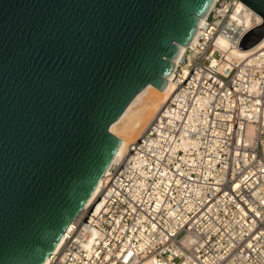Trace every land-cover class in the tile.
<instances>
[{"label": "water", "instance_id": "95a60500", "mask_svg": "<svg viewBox=\"0 0 264 264\" xmlns=\"http://www.w3.org/2000/svg\"><path fill=\"white\" fill-rule=\"evenodd\" d=\"M262 25L264 0H240ZM214 0H0V264H45L134 141Z\"/></svg>", "mask_w": 264, "mask_h": 264}, {"label": "built area", "instance_id": "2783aa9c", "mask_svg": "<svg viewBox=\"0 0 264 264\" xmlns=\"http://www.w3.org/2000/svg\"><path fill=\"white\" fill-rule=\"evenodd\" d=\"M262 23L215 2L168 102L49 264H264V45L229 58Z\"/></svg>", "mask_w": 264, "mask_h": 264}, {"label": "bare ground", "instance_id": "6f19581e", "mask_svg": "<svg viewBox=\"0 0 264 264\" xmlns=\"http://www.w3.org/2000/svg\"><path fill=\"white\" fill-rule=\"evenodd\" d=\"M216 1L217 0H214V3L211 6V9L213 8V6H214ZM211 9H210V11H211ZM238 10H241V9L239 8ZM210 11H209V13H210ZM208 14L204 18L201 19L203 21L202 24L205 22V19L208 16ZM198 34H199V30L197 31L196 35L194 36V38L192 40V43L195 42V40L198 37ZM263 45H264V39H263V41L261 43H259L257 46H255L254 48H252L250 50H247V51L237 50L235 52L230 53L229 54V58H241V57H243V55H246L249 52H251L253 50H256L257 48H259V47H261ZM223 46L226 47V44L223 43ZM172 78H173V74H171L170 81L168 82V84L166 85L164 90H154L156 88H154L152 86H148L145 89H143L136 96V98L139 101H141L143 104L149 105L151 107L149 115H148L147 119L145 120V122L142 124V126L138 129V131L129 130V132L138 134V137L134 141L127 142V140L125 139L124 135L127 132L129 126L127 125L125 127L124 131L121 134V138H122L123 141L121 142V146H120V148H119V150L117 152V155H116V157L114 159L113 164L121 161L127 155V153L130 152L131 147L139 140V138L142 136L143 132H145V130L149 127V125L152 123V121L156 118V116L161 112L162 108L168 102V100H169V98L171 96V93L174 90V83L172 81ZM100 191H101V185H99V187L97 188L96 192L94 193V195H93L88 207L93 204V202L96 200V198H97V196H98ZM84 214H85V212H83L81 216H83ZM63 239H62V241L60 242V244L58 245V247L56 248L55 251H58L60 249V247L63 244ZM48 261L49 260H47L45 264H49Z\"/></svg>", "mask_w": 264, "mask_h": 264}]
</instances>
